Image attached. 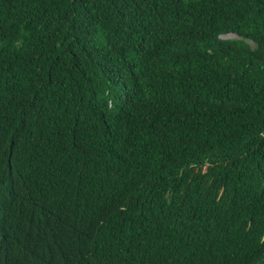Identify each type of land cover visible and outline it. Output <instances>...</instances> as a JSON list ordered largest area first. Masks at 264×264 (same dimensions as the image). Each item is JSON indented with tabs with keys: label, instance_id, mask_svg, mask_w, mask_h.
Returning <instances> with one entry per match:
<instances>
[{
	"label": "trees",
	"instance_id": "16d2710c",
	"mask_svg": "<svg viewBox=\"0 0 264 264\" xmlns=\"http://www.w3.org/2000/svg\"><path fill=\"white\" fill-rule=\"evenodd\" d=\"M0 264H264V0H0Z\"/></svg>",
	"mask_w": 264,
	"mask_h": 264
},
{
	"label": "water",
	"instance_id": "95a60500",
	"mask_svg": "<svg viewBox=\"0 0 264 264\" xmlns=\"http://www.w3.org/2000/svg\"><path fill=\"white\" fill-rule=\"evenodd\" d=\"M233 36H238V34H227V35H223V37H233Z\"/></svg>",
	"mask_w": 264,
	"mask_h": 264
},
{
	"label": "rangeland",
	"instance_id": "374dc122",
	"mask_svg": "<svg viewBox=\"0 0 264 264\" xmlns=\"http://www.w3.org/2000/svg\"><path fill=\"white\" fill-rule=\"evenodd\" d=\"M233 37H236V36H233Z\"/></svg>",
	"mask_w": 264,
	"mask_h": 264
}]
</instances>
